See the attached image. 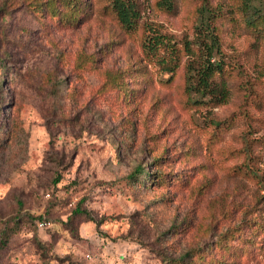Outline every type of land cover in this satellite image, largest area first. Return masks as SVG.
Here are the masks:
<instances>
[{
    "label": "rangeland",
    "instance_id": "obj_1",
    "mask_svg": "<svg viewBox=\"0 0 264 264\" xmlns=\"http://www.w3.org/2000/svg\"><path fill=\"white\" fill-rule=\"evenodd\" d=\"M140 1L180 34L199 0ZM76 6L0 0V264H264V37L220 19L230 97L190 107L105 0Z\"/></svg>",
    "mask_w": 264,
    "mask_h": 264
},
{
    "label": "trees",
    "instance_id": "obj_2",
    "mask_svg": "<svg viewBox=\"0 0 264 264\" xmlns=\"http://www.w3.org/2000/svg\"><path fill=\"white\" fill-rule=\"evenodd\" d=\"M78 1L81 0H66L72 11L70 18L76 17L74 9ZM105 2L118 24L140 41L142 58L146 64L155 68L158 74H169L167 81L182 69L185 102L190 107L206 104L219 106L225 104L230 97L226 77L235 67L223 49L220 19L229 17L230 20L242 24L256 40L264 37V0H199L191 10V27L184 26L180 34L166 31L162 23L144 19L143 11L147 6L140 0ZM149 6L160 13L173 14L177 9V1L154 0L152 6ZM260 72L264 73V65ZM262 73L258 76L262 77ZM242 75L241 88L244 94L239 103L241 110L254 94L248 75L245 72ZM113 76L112 72H108L105 82L108 84ZM73 212L86 216L97 225L100 223L81 203L75 206Z\"/></svg>",
    "mask_w": 264,
    "mask_h": 264
},
{
    "label": "built area",
    "instance_id": "obj_3",
    "mask_svg": "<svg viewBox=\"0 0 264 264\" xmlns=\"http://www.w3.org/2000/svg\"><path fill=\"white\" fill-rule=\"evenodd\" d=\"M45 225V222L44 221H40L39 223H38V226L39 227H42V226H44Z\"/></svg>",
    "mask_w": 264,
    "mask_h": 264
}]
</instances>
